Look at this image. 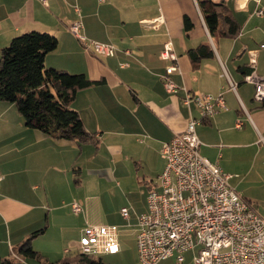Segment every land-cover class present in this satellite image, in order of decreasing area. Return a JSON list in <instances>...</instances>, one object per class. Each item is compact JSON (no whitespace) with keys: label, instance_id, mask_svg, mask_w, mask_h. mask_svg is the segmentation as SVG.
<instances>
[{"label":"crops","instance_id":"1","mask_svg":"<svg viewBox=\"0 0 264 264\" xmlns=\"http://www.w3.org/2000/svg\"><path fill=\"white\" fill-rule=\"evenodd\" d=\"M47 1L0 0V56L15 37L46 32L59 41L46 57L47 67L102 83L79 92L72 105L91 138L60 139L28 128L15 105L0 101V264H89L77 260L87 224L110 227L116 235L118 246L95 259L104 262L105 256L110 264H123L132 255V262L141 264L138 219L147 211L149 192L160 190L163 145L186 131L190 112L182 103L184 89L223 95L228 110L197 127L200 154L231 176L230 185L264 219V105L254 100V86L244 82L252 70L250 51H256V71L264 77V15H256L264 10V0H213L225 1L240 25L235 38L210 34L198 0ZM159 17L164 20L157 27L142 24ZM76 21H82L88 39L131 49L133 57L98 58L86 51L70 30ZM168 41L179 57V70L172 75L181 88L177 94L168 93L161 79L170 64L161 58ZM203 44L211 46L213 56L195 68L188 52ZM223 69L238 84L236 92ZM191 111L200 117L195 105ZM98 143L105 149L104 164H95ZM88 148L95 150L87 158ZM85 169L94 187H100L98 180L135 184L146 195L144 207L118 210L111 201L114 211L108 212L105 202L95 199L98 192L81 194ZM73 202L82 213H74ZM124 208L128 219L121 215ZM41 230L33 248L43 258L21 256L19 246ZM185 254L180 264H186ZM158 264L179 263L173 257Z\"/></svg>","mask_w":264,"mask_h":264},{"label":"built area","instance_id":"2","mask_svg":"<svg viewBox=\"0 0 264 264\" xmlns=\"http://www.w3.org/2000/svg\"><path fill=\"white\" fill-rule=\"evenodd\" d=\"M40 1L47 5V0ZM77 12L80 15L79 9ZM256 15L263 16L264 10L259 9ZM163 20L159 17L142 24L157 27ZM83 29L82 21H76L70 27L85 50L96 57L113 58L119 53L133 57L131 49L121 50L113 44L88 39ZM249 56L252 70L245 75L244 82L254 86V100L264 104V77L256 71V51H250ZM161 58L170 62L161 75L164 87L168 93L177 94L181 88L172 75L179 70V57L172 42L165 43ZM120 65L123 68L130 66L129 63ZM223 70L231 90L236 92L238 84ZM184 92L182 103L189 109L190 117L186 131L162 147L166 166L159 177L160 190L149 192L147 211L138 219L139 261L141 264H158L176 257L180 264L186 252L198 247L194 264H264V219L230 185L231 176L200 154L202 142L197 127L203 120L228 110L223 95H198L187 89ZM192 105L198 108L200 117L192 114ZM2 180L0 174V185ZM72 208L75 214L83 212L77 202L72 203ZM121 215L128 219L129 210L122 209ZM84 237L79 246L82 256H99L118 246L115 232L110 227L87 224Z\"/></svg>","mask_w":264,"mask_h":264},{"label":"trees","instance_id":"3","mask_svg":"<svg viewBox=\"0 0 264 264\" xmlns=\"http://www.w3.org/2000/svg\"><path fill=\"white\" fill-rule=\"evenodd\" d=\"M211 35L235 38L241 27L225 1L198 0ZM188 19L186 22L188 23ZM59 45L57 37L46 32L31 31L15 37L0 56V101L15 105L25 126L60 139L91 138L79 113L72 108L79 92L102 81L90 80L85 74L46 68V57ZM195 68L212 57L210 45L203 44L188 52ZM264 105V104H263ZM43 230L32 233L20 246L25 258L43 257L34 250L33 240ZM80 262L105 264L94 256H80ZM3 264H9L5 262ZM50 264H68L58 261Z\"/></svg>","mask_w":264,"mask_h":264},{"label":"rangeland","instance_id":"4","mask_svg":"<svg viewBox=\"0 0 264 264\" xmlns=\"http://www.w3.org/2000/svg\"><path fill=\"white\" fill-rule=\"evenodd\" d=\"M65 60V59H63ZM46 64V63H45ZM60 66H65L62 63H60ZM47 69H53L52 67H47ZM68 68V67H64ZM72 68V67H69ZM72 70V69H71ZM72 72V73H71ZM69 73L71 74H76L74 71H70ZM96 151L101 149V151L97 154V157L95 159V164H104V157L106 155L105 149L100 145V143L97 144ZM94 148H88V152L86 153L87 158L89 157V154L91 151L94 152ZM88 160H85L84 163L88 164ZM118 173H121V170L119 169ZM85 179L84 181V187L81 188L83 189L81 191L82 195H87L89 196L90 194H95L97 193V199H101L102 201L105 202L106 209L108 212H113L114 209L111 206V201L114 203V207H116L119 210V207L122 208L123 206L128 207L130 210L133 209L135 212H139L140 207H144V200L146 198V195H144L141 190L135 185V184H130L129 186H119L111 183H106L105 181L101 182L98 180V184L100 187H94L93 182H92V177L88 174L87 170H84V175L82 179ZM75 186V184H73ZM76 187V186H75ZM148 197V196H147ZM111 199V200H110ZM122 206V207H121ZM121 210V209H120ZM133 248V247H132ZM131 248V249H132ZM199 248L197 247L195 250V253L190 250L187 252L186 255V264H193L194 263V258L198 252ZM133 251V249H132ZM194 253V256H193ZM132 255H128L127 258H125V261L123 264H138L137 259L133 263V259H131ZM105 264H110L107 262V257H102Z\"/></svg>","mask_w":264,"mask_h":264}]
</instances>
